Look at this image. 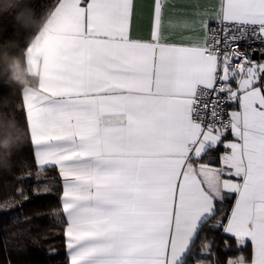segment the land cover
I'll list each match as a JSON object with an SVG mask.
<instances>
[{"label": "snow or ice", "instance_id": "1", "mask_svg": "<svg viewBox=\"0 0 264 264\" xmlns=\"http://www.w3.org/2000/svg\"><path fill=\"white\" fill-rule=\"evenodd\" d=\"M139 15L135 0L44 6L22 49L39 89L7 114L24 113L33 160L0 212L56 196L40 239L51 257L63 237L65 264H264V0H153L147 39ZM206 226L241 254L220 259ZM25 231L0 240L4 264Z\"/></svg>", "mask_w": 264, "mask_h": 264}, {"label": "trees", "instance_id": "2", "mask_svg": "<svg viewBox=\"0 0 264 264\" xmlns=\"http://www.w3.org/2000/svg\"><path fill=\"white\" fill-rule=\"evenodd\" d=\"M52 0H29L30 7L40 15L44 10V6L49 5ZM29 33L18 34L14 28L10 17L0 18V48L4 46H11L10 50L13 53L20 54L23 57L22 49L27 43V39L31 36ZM22 91L15 85L9 86L0 80V101L7 100L9 102V108L4 109L6 114H10L16 110V105L22 104ZM10 116V115H9ZM18 127L23 133L24 144L11 155V168L8 171H0V200L8 197L14 192V189L18 183L15 176L20 173L23 168L20 163L22 157H26L29 162L33 160L32 153L29 147H26L28 141V131L24 123V113L18 112ZM35 168V165L32 164ZM50 175H55V172H51ZM34 181L28 179L24 181V187L30 189ZM228 205L230 206L231 200ZM59 208V201L56 196H34L29 202L23 205L22 212L17 209L12 212H0V240L7 237L9 233L18 232L19 230H26L22 237H18L20 241L28 244V251L25 255H17L15 252L11 254L13 264H65V250L63 247V237H55L56 245L59 247V255L47 256L43 250V246L51 243V240L40 239L41 234L47 232L49 228L53 227L51 215H37V213L49 212L51 208ZM20 215L31 216V220L28 222L14 223L13 217ZM205 233L209 239H213L215 244H220L223 237L220 231H209L207 226L205 227ZM29 237H36L40 239L41 247H34L29 242ZM16 243L13 240L12 245ZM7 258V253L0 251V264H4Z\"/></svg>", "mask_w": 264, "mask_h": 264}, {"label": "clouds", "instance_id": "3", "mask_svg": "<svg viewBox=\"0 0 264 264\" xmlns=\"http://www.w3.org/2000/svg\"><path fill=\"white\" fill-rule=\"evenodd\" d=\"M10 17L17 33H34L42 26V14L30 7L29 0H0V18ZM11 46L0 48V80L9 86L15 85L21 91L39 89L37 75L30 72L24 58L10 50ZM46 70L41 66L39 71ZM9 108L7 100L0 101V171L11 168V155L23 144V133L17 121L4 112Z\"/></svg>", "mask_w": 264, "mask_h": 264}, {"label": "crops", "instance_id": "4", "mask_svg": "<svg viewBox=\"0 0 264 264\" xmlns=\"http://www.w3.org/2000/svg\"><path fill=\"white\" fill-rule=\"evenodd\" d=\"M135 2L137 6V11L139 12L140 15H139L138 20L134 19L133 21L132 34L142 39H147L149 36V30H150L151 5H152L153 0H135ZM169 2L176 6H182V5L193 4V3H200L201 5L206 6V5L214 4L215 0H169ZM213 24L215 23L213 22L212 25ZM21 97H22V93H21ZM222 151H223V148L221 147L218 151H214L212 155L215 156L218 160L219 153ZM232 203H233V200H231V204ZM222 235L223 237L221 239V243L214 245V251H216L219 254L220 259L225 260L228 257L235 258L237 255L241 254L236 248L234 239L231 238L230 236H226L224 234ZM225 240H228L229 243L232 245L231 249L227 253H225L224 251V241ZM242 252L244 255H250L251 253L250 245L242 249Z\"/></svg>", "mask_w": 264, "mask_h": 264}, {"label": "water", "instance_id": "5", "mask_svg": "<svg viewBox=\"0 0 264 264\" xmlns=\"http://www.w3.org/2000/svg\"><path fill=\"white\" fill-rule=\"evenodd\" d=\"M253 58L254 59H261L258 53H253Z\"/></svg>", "mask_w": 264, "mask_h": 264}, {"label": "built area", "instance_id": "6", "mask_svg": "<svg viewBox=\"0 0 264 264\" xmlns=\"http://www.w3.org/2000/svg\"><path fill=\"white\" fill-rule=\"evenodd\" d=\"M212 26H213V27H215L216 25H215V24H213Z\"/></svg>", "mask_w": 264, "mask_h": 264}]
</instances>
